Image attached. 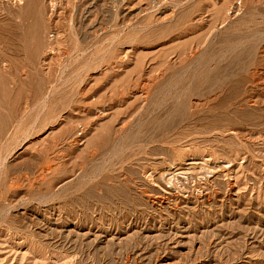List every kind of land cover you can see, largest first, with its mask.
<instances>
[{
  "label": "rangeland",
  "instance_id": "1",
  "mask_svg": "<svg viewBox=\"0 0 264 264\" xmlns=\"http://www.w3.org/2000/svg\"><path fill=\"white\" fill-rule=\"evenodd\" d=\"M0 264H264V0H0Z\"/></svg>",
  "mask_w": 264,
  "mask_h": 264
},
{
  "label": "bare ground",
  "instance_id": "2",
  "mask_svg": "<svg viewBox=\"0 0 264 264\" xmlns=\"http://www.w3.org/2000/svg\"><path fill=\"white\" fill-rule=\"evenodd\" d=\"M18 16H19V15H18ZM18 16H17V17H18Z\"/></svg>",
  "mask_w": 264,
  "mask_h": 264
}]
</instances>
